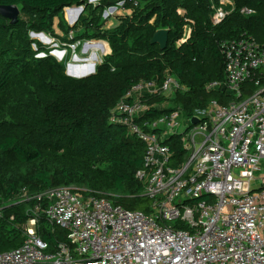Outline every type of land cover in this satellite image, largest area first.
Returning <instances> with one entry per match:
<instances>
[{"label":"trees","instance_id":"16d2710c","mask_svg":"<svg viewBox=\"0 0 264 264\" xmlns=\"http://www.w3.org/2000/svg\"><path fill=\"white\" fill-rule=\"evenodd\" d=\"M229 12L213 22L221 0H0L16 5L28 18L11 25L0 15V205L20 192L35 195L54 187H70L85 195L108 198L127 210L150 213V201L137 172L144 166L145 145L128 129L110 122L111 111L141 82L163 83L172 75L181 85L172 99L146 98L145 121L182 108L186 116L222 100V92L208 93L206 85L225 79L221 43L244 33L264 42V0H231ZM120 6L116 24L106 28L105 11ZM85 6L74 27L64 19L67 8ZM244 8L255 12L244 15ZM183 11L184 14H181ZM189 38L183 42L185 29ZM56 27L63 32L56 33ZM160 29L169 30L167 48L151 44ZM31 33L61 39L72 33V44L108 43L111 53L96 73L76 79L66 64L51 55ZM61 36V37H60ZM45 54V57H38ZM168 101L170 108L162 107ZM167 144L174 165L186 159L178 138ZM80 189V190H79ZM83 189L87 191H83ZM36 202L6 206L0 218V253L20 248L23 226ZM37 233L54 253L68 243V232L40 215Z\"/></svg>","mask_w":264,"mask_h":264},{"label":"built area","instance_id":"2783aa9c","mask_svg":"<svg viewBox=\"0 0 264 264\" xmlns=\"http://www.w3.org/2000/svg\"><path fill=\"white\" fill-rule=\"evenodd\" d=\"M227 5L232 1L221 0L215 25L228 16ZM241 13L255 14L248 8ZM190 33L187 26L183 42ZM220 48L225 79L208 83L206 91H221L223 101L212 100L192 116L175 108L145 121L146 98L169 100L183 91L167 75L161 84L139 83L111 111L110 122L145 145L136 178L150 213L70 187L33 196L24 190L0 205L2 218L6 206L36 202L23 226L24 244L0 253V264H264V177L258 176L264 165V42L244 33ZM173 137L186 152L179 165L167 144ZM40 215L68 232V243L54 253L37 233Z\"/></svg>","mask_w":264,"mask_h":264},{"label":"rangeland","instance_id":"374dc122","mask_svg":"<svg viewBox=\"0 0 264 264\" xmlns=\"http://www.w3.org/2000/svg\"><path fill=\"white\" fill-rule=\"evenodd\" d=\"M90 1L93 4H96L100 0H90ZM121 5H122V3H120L118 5V7H111L107 11H105L103 18L107 19L106 28H110L114 24H116V18H115L116 16L115 15L120 16V15H124L126 13V11H124L120 7ZM73 9H75V7L71 8L70 10L64 11V19L70 27L73 23V21H71V20H73L72 17L74 15L71 13V12H74ZM20 18H22L24 20H28V18L25 17L22 13L20 15ZM56 29H57L56 33H58L59 35L62 36L63 32L60 31L58 27H56ZM33 34H35V33H31V38H33L34 40H37V41L41 42L42 44H44L48 49H50L51 54L55 55V53H60L62 55V59H60L61 57H57V56H55V58H57V60L60 59L61 60L60 62L65 63L66 67H69V71H73V70H71V68L77 69L78 68L77 65H84L85 64L84 61L88 60L93 55H95L97 57V64H96V66H97L98 64H100L102 62V59L106 55L111 53V49H110L108 43L102 42V41H84V42H78V43L73 45L71 43L73 40V37H74V36H72V33L69 34L68 36H66L65 40H64V35L61 39H58L56 36H53V34H44L51 41V44H47L44 41L37 39V37H34ZM89 43H93L94 45L95 44H101V50H99L97 52L89 50L88 48L91 46V45H89L87 47V45ZM63 53H64V55H63ZM38 57H40V58L45 57V54H40ZM76 59H78V61H75ZM74 71H77V70H74ZM167 106L170 107L169 103ZM258 176L264 177V165L262 167V171L259 172ZM83 191H87V190L83 189Z\"/></svg>","mask_w":264,"mask_h":264},{"label":"water","instance_id":"95a60500","mask_svg":"<svg viewBox=\"0 0 264 264\" xmlns=\"http://www.w3.org/2000/svg\"><path fill=\"white\" fill-rule=\"evenodd\" d=\"M85 9V6H81V7H75V10H81V12L76 15V19L73 21L71 27H74L76 25V23L78 22L79 18L81 17L83 11ZM72 11V10H71ZM0 15L3 16L4 18L10 20L11 25H15L19 22V18L21 15V10L19 9L18 6L16 5H11V6H0ZM35 36L37 35H44L43 33L41 34H33ZM168 42H169V30L168 29H160L158 30L155 35L153 36L152 40H151V44H157L159 45L160 49L162 51H164L167 46H168ZM52 56L55 57L54 54H51ZM58 61H61L60 59H58ZM67 75L72 77V78H76V79H84V78H88L92 75H94L96 73V68L95 70L90 73V74H86L84 76H74L69 72V67H67ZM192 124H198L199 120L198 119H192Z\"/></svg>","mask_w":264,"mask_h":264},{"label":"bare ground","instance_id":"6f19581e","mask_svg":"<svg viewBox=\"0 0 264 264\" xmlns=\"http://www.w3.org/2000/svg\"><path fill=\"white\" fill-rule=\"evenodd\" d=\"M73 10H74V12H71V13L74 14V15L72 17L73 20H71V21H74L76 19V15H78L81 12V10H77V11L75 9H73ZM34 37H37V39H40V40L44 41L47 44H51V41L45 35H37V36L34 35ZM88 46L89 45H87V47ZM90 47L88 49L89 50H92V51H95V52L101 50V44H95V45L94 44H91ZM63 55H64V53H63ZM55 56L61 57L60 59H62V55L60 53H55ZM75 61H78V59H76ZM84 62H85L84 65H77L78 66L77 69H75V68L72 69L71 68V70H73V71H69V72L72 75H74V76H84L86 74L92 73L95 70V68H96L97 57L95 55H93L88 60H85ZM74 70H77V71H74Z\"/></svg>","mask_w":264,"mask_h":264},{"label":"crops","instance_id":"0c3cea01","mask_svg":"<svg viewBox=\"0 0 264 264\" xmlns=\"http://www.w3.org/2000/svg\"><path fill=\"white\" fill-rule=\"evenodd\" d=\"M180 13H181V14H184V12H183V11H180Z\"/></svg>","mask_w":264,"mask_h":264}]
</instances>
